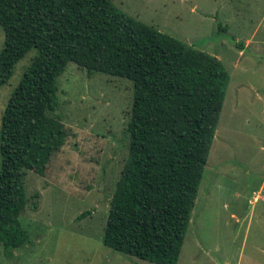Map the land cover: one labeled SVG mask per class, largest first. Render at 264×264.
Here are the masks:
<instances>
[{
  "label": "trees",
  "instance_id": "obj_1",
  "mask_svg": "<svg viewBox=\"0 0 264 264\" xmlns=\"http://www.w3.org/2000/svg\"><path fill=\"white\" fill-rule=\"evenodd\" d=\"M0 25V87L35 51L2 118L0 245L11 255L29 242L20 219L29 203L25 177L44 175L62 141L58 78L75 62L134 83L129 156L104 244L178 264L230 82L223 62L113 0H0Z\"/></svg>",
  "mask_w": 264,
  "mask_h": 264
},
{
  "label": "rangeland",
  "instance_id": "obj_2",
  "mask_svg": "<svg viewBox=\"0 0 264 264\" xmlns=\"http://www.w3.org/2000/svg\"><path fill=\"white\" fill-rule=\"evenodd\" d=\"M113 2L217 56L230 75L178 264H264V0ZM4 42L0 25V51ZM34 54L0 87V136L4 111ZM58 85L63 138L44 175L28 171L29 203L20 219L29 242L11 255L0 245V264H154L103 240L129 156L133 81L69 62ZM1 161L0 152V167Z\"/></svg>",
  "mask_w": 264,
  "mask_h": 264
},
{
  "label": "water",
  "instance_id": "obj_3",
  "mask_svg": "<svg viewBox=\"0 0 264 264\" xmlns=\"http://www.w3.org/2000/svg\"><path fill=\"white\" fill-rule=\"evenodd\" d=\"M240 207H242V202L240 201Z\"/></svg>",
  "mask_w": 264,
  "mask_h": 264
}]
</instances>
